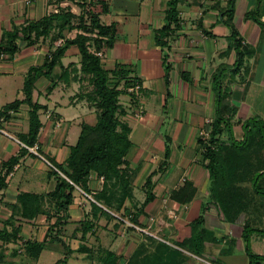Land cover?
I'll list each match as a JSON object with an SVG mask.
<instances>
[{"label": "crops", "instance_id": "1", "mask_svg": "<svg viewBox=\"0 0 264 264\" xmlns=\"http://www.w3.org/2000/svg\"><path fill=\"white\" fill-rule=\"evenodd\" d=\"M98 1L101 4L91 1V8L100 14L101 24H114L116 28L113 47L103 56V67L113 70L117 65H125L131 72L130 76L141 82L135 99L127 94L119 97V119L129 127L131 142L126 162L121 166L129 182L124 208L137 212L141 203L136 199V194L144 195L141 202L145 201L148 192L152 195V200L139 212L136 221L137 225L158 239L151 238L167 246L165 258L169 264H203L177 246L190 237V224L199 216L204 219V229L215 239L204 243L202 258L213 264H250L241 238L245 215L229 224L223 220L219 210L209 203L208 172L197 140L199 132L207 122L213 120L216 96L212 90V75L221 65L227 68L222 87L228 91L231 103L236 107L233 121L260 118L258 113L251 116L250 108L244 102L254 79L257 85L264 87V36L257 24L245 18V14L257 6L256 0L234 2L232 24L238 38L250 51V55L244 58L243 66L234 74L232 70L236 55L234 49L230 48V31L223 23L226 16L223 17L219 11L227 8L228 0H182L178 5L180 29L168 39V49H161L154 41V32L164 24L167 0ZM25 2L0 0V42L5 32L41 19L54 7L53 0ZM102 4L105 12H102ZM70 8L74 14L80 11L75 4H71ZM258 11L260 21L264 22V0L258 5ZM75 33H67V38H72ZM51 37L32 46L20 43L19 51L12 59L4 57L0 62V111L6 104L24 98L21 90L25 73L28 68L41 65L50 47L56 45L57 41L51 43ZM163 55L167 56L170 66L167 87ZM61 66H73L69 68L67 81L56 80V87L47 95L45 90L49 83L40 78L32 94L33 101L47 107L39 115V152L46 160L52 159L57 164L65 161L69 147L75 144L74 141L71 145L66 143L67 138H78L82 123L93 125L96 122L95 111L81 97L86 93V87H83L86 81L81 79L80 74L72 72L73 68L80 67L76 47L66 50ZM60 72V66L55 67L53 77L57 78ZM239 104H243L240 110ZM0 130L9 135L0 133L2 176L4 164L18 156L23 148L19 144V137L28 132V107L21 105L10 119H1ZM232 130L234 139L241 140V125H234ZM56 133L61 140L54 146L52 138L57 137ZM41 137L43 143L39 142ZM165 151L168 152L166 160ZM49 169L45 162L30 152L20 157L5 177L6 187L0 191V230H11L5 224L13 214L12 206L16 204L18 194L42 195L53 190L54 180L48 176ZM149 176L151 185L145 190L144 184ZM103 183L104 180L92 173L88 182L90 195L86 194L92 200L79 191L74 193L67 223L58 228L60 234L55 240L48 241L47 238L54 219L47 220L45 215H39L34 220L16 217L18 221L15 225L20 226L23 241L43 242L46 239L48 242L39 257L34 259L25 254L20 241L6 245L0 241V253L3 252L0 264H32L45 251H60L63 256L61 260H65L66 264L70 260L99 264L98 255L103 250L114 253L119 258L118 264H125L145 235L93 209L92 204L95 203L111 215L93 199L102 190ZM187 197L191 198L189 203L175 200H185ZM256 234L264 238L259 233L251 235L252 252ZM80 245L90 252L79 253ZM256 255L264 257L261 253ZM238 256L241 261L236 262Z\"/></svg>", "mask_w": 264, "mask_h": 264}, {"label": "trees", "instance_id": "2", "mask_svg": "<svg viewBox=\"0 0 264 264\" xmlns=\"http://www.w3.org/2000/svg\"><path fill=\"white\" fill-rule=\"evenodd\" d=\"M61 1H53L58 9L57 13H49L37 21L12 28L3 34L0 42L1 62L4 57L12 59L19 51L20 43L32 46L51 35V43L60 39L64 41L60 46L50 47L41 65L28 68L21 90L24 98L6 104L0 111V120H8L21 105L28 107V132L19 137L21 143L27 147L37 145L41 128L39 115L41 111L47 110L46 106L33 101L32 94L36 81L40 78L48 81L49 85L45 90L47 95L56 87L57 81H67L70 74L69 68L73 66L62 67L61 59L66 50L72 46L77 48L80 55V67L79 69L73 68L72 72L80 74L81 79L91 87L86 93L81 94V97L96 113V122L93 125L81 124L78 138L75 144L69 147L68 157L62 164H57L47 158L56 169H49L48 172V176L54 180L53 190L42 195L18 194L17 202L12 206L13 214L5 224V226H10L11 230L6 228L0 230V241L3 245L20 241L25 254L34 259L39 257L48 241L57 239L60 234L58 228L67 223L69 206L73 202L74 193L78 191L76 187L90 195L88 187L90 174L95 173L104 180L102 190L93 196L96 203L122 218L130 217L133 224H137V215L152 200V195L148 192L137 212L124 208L129 182L121 166L126 162L131 142L129 127L119 119V97L127 94L131 99H135L136 95L129 93L128 89L136 84L141 85V82L136 77L130 76L131 72L125 65H117L113 70L105 69L102 64L103 57L96 56V53L104 56L113 47L115 25L101 24L100 14L91 8L93 2L74 3L80 9L78 14H74L69 6L60 7L58 4ZM181 1L167 0L164 24L154 32L155 44L161 49L169 48L168 39L180 29L178 5ZM234 2L235 0H228L227 8L219 10L223 17L226 16L223 23L230 31V48L234 49L236 55L233 74L243 66L245 56L250 55L249 49L244 47L232 24L235 11ZM260 2L261 0H256L257 6L248 11L245 18L257 24L264 36V22H261L258 16ZM97 4L101 2L97 1ZM101 9L102 12L106 11L103 4ZM72 31H76L75 35L67 38V33ZM162 64L167 87L170 66L166 55H163ZM57 66H60L61 72L55 78L52 74ZM226 69V66L221 65L212 75V90L216 96L214 116L208 126V139L202 140L199 137L197 144L201 151L202 161L205 163L204 167L208 172L209 203L219 210L226 223L233 224L245 215L241 234L244 251L250 264H259V262H264V257L253 254L250 248V237L254 233L264 234V120L251 117L242 122L233 121L236 107L231 103L228 91L222 87ZM236 124L241 125V140H235L233 137L232 129ZM27 152L26 149L21 148L18 156L4 164V175L0 176V191L6 187V175ZM38 153L40 154L39 147ZM164 158L165 160L168 158L167 151H165ZM150 185L151 176L144 184L145 190H148ZM175 200L189 203L191 198ZM92 206L95 211L121 224L95 203ZM39 215H45L47 220L54 219L47 233L49 240L23 241L20 237V226L15 225L18 221L16 217L21 220H34ZM261 224L263 227L258 226ZM190 228V237L177 246L186 254L202 257L204 243L215 239L204 229L202 216L192 222ZM85 233L86 230L83 235ZM166 249L165 244L145 235L144 240L139 243L125 264H169L165 258ZM78 252L89 253L90 250L80 245ZM178 254L181 256L182 252ZM2 259L3 252L0 253V261ZM98 259L99 264H118L119 261L114 253L104 250L99 252ZM54 264H66V261L60 260Z\"/></svg>", "mask_w": 264, "mask_h": 264}, {"label": "rangeland", "instance_id": "3", "mask_svg": "<svg viewBox=\"0 0 264 264\" xmlns=\"http://www.w3.org/2000/svg\"><path fill=\"white\" fill-rule=\"evenodd\" d=\"M256 83L257 82H255V79H254L250 85L249 91L246 94L244 102L247 104L246 107L249 106L251 116H255V113H258L260 118L264 119V87H261L260 85H257ZM83 87H86V89H85L86 92L91 89V87L87 83H85V85ZM242 107H243V104H239V110L242 109ZM246 107L244 106V108H246ZM93 111H94V109H93ZM58 133H56V136H57L56 138H52V142H53L54 146L61 140V138L58 136ZM76 139H77V136H75V137L70 136L67 138L66 143L71 145L72 141H74V143L76 142ZM39 142L43 143L44 139L41 137L39 139ZM143 196L144 195L143 194L141 195V193L136 194V199L138 201L140 200V202H139V204L141 203L140 206H142V204L144 203V200H143V202H141L142 201L141 198ZM258 226L263 227L262 224L258 225ZM254 240H255V242L253 243V245H254L253 254L254 255L259 254V253L264 254V238L262 236L256 234ZM244 253H245V251H244ZM244 253H242V254H244ZM62 258H63V256H62L60 251H56L54 253H50L49 251H45L42 253L39 260L34 261V263H32V264H53L56 261H58L59 259L61 260ZM235 260H236V262H238V261H241V258L238 256L235 258ZM68 263L69 264H86L85 262H74L71 260L68 261Z\"/></svg>", "mask_w": 264, "mask_h": 264}, {"label": "built area", "instance_id": "4", "mask_svg": "<svg viewBox=\"0 0 264 264\" xmlns=\"http://www.w3.org/2000/svg\"><path fill=\"white\" fill-rule=\"evenodd\" d=\"M31 1H34V0H26V4H29ZM54 1V0H53ZM91 1H94V2H97L98 0H62L58 5L60 7H67V6H71V4H74V3H88V2H91ZM58 12V9L56 6L52 7L50 13H57ZM63 40L60 39L56 42V45L55 46H60L61 44H63ZM96 56L98 57H103L101 53H96ZM141 89V85L139 84H136L133 88H129L128 89V92L129 93H134L136 96L138 95L139 91ZM210 122H207V125L205 128H203L200 132H199V137L202 139V140H207L208 139V136H209V129H208V126H209ZM0 133L6 135L9 137V135L3 131L0 130ZM19 144L24 148L26 149L28 152L34 154L35 156H37L40 160H42L43 162H45V164L50 168V169H54L56 170L52 165L51 163L46 160L42 155H40L38 153V145H34L33 147H27L26 145L22 144L19 142ZM91 177V174L89 175V178ZM101 180H103L102 177H100ZM76 189L81 193L83 194V196L87 197L88 199L92 200L89 196H87L84 192H82L80 189H78L76 187ZM111 215L113 217H115L118 221L121 222V224L124 225V227L126 228H131V229H134L144 235H147V236H150V237H153V238H156L154 235H152L147 229L145 228H142L141 226L137 225V224H133L130 220V217H121L117 214H113L111 213ZM158 239V238H156ZM160 240V239H159ZM162 242H164L163 240H160ZM166 243V242H164ZM190 257L202 262L203 264H213L211 261H208L202 257H198V256H195V255H192V254H189L187 253Z\"/></svg>", "mask_w": 264, "mask_h": 264}]
</instances>
